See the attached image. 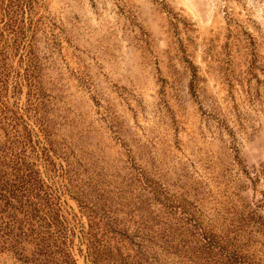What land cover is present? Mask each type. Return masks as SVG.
Segmentation results:
<instances>
[{"label":"rangeland","instance_id":"374dc122","mask_svg":"<svg viewBox=\"0 0 264 264\" xmlns=\"http://www.w3.org/2000/svg\"><path fill=\"white\" fill-rule=\"evenodd\" d=\"M0 264H264V0H0Z\"/></svg>","mask_w":264,"mask_h":264}]
</instances>
